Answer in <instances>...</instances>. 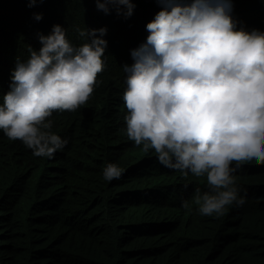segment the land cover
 I'll return each instance as SVG.
<instances>
[{"label":"trees","instance_id":"obj_1","mask_svg":"<svg viewBox=\"0 0 264 264\" xmlns=\"http://www.w3.org/2000/svg\"><path fill=\"white\" fill-rule=\"evenodd\" d=\"M152 1L131 0L135 7L125 19L112 18L115 4L112 14L96 9L97 0H36L31 7L29 0H0V96L6 63L27 54L38 27L60 21L78 44L85 41L77 29L86 22L107 23L110 39L87 105L51 119L52 131L68 138L61 152L38 159L20 140L0 135V264H264V166L243 168L239 180L249 199L213 220L193 203L203 179L163 170L124 141L126 123L117 110L121 61L140 21L155 9ZM232 3L237 27L264 28V0ZM35 12L43 13L40 20ZM109 162L124 169L119 179L103 178ZM185 199L190 209L182 207Z\"/></svg>","mask_w":264,"mask_h":264},{"label":"clouds","instance_id":"obj_2","mask_svg":"<svg viewBox=\"0 0 264 264\" xmlns=\"http://www.w3.org/2000/svg\"><path fill=\"white\" fill-rule=\"evenodd\" d=\"M152 3L121 61L117 110L126 123L124 141L163 170L203 179L193 197L196 212L225 219L250 197L239 180L243 168L264 166V28L237 27L232 0ZM109 4L117 6L112 18L128 19L135 7L131 0L94 6L111 13ZM33 16L40 20L43 13ZM77 31L85 42L75 43L62 22H48L35 29L26 55L6 63L0 135L20 140L38 159L64 149L68 138L52 131V117L84 108L106 66L109 25L86 22ZM123 172L113 162L102 170L106 181ZM182 207L191 203L182 200Z\"/></svg>","mask_w":264,"mask_h":264}]
</instances>
